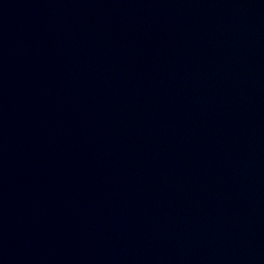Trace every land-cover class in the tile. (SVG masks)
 Segmentation results:
<instances>
[{"label":"water","instance_id":"obj_1","mask_svg":"<svg viewBox=\"0 0 264 264\" xmlns=\"http://www.w3.org/2000/svg\"><path fill=\"white\" fill-rule=\"evenodd\" d=\"M20 264H264V0H118Z\"/></svg>","mask_w":264,"mask_h":264}]
</instances>
